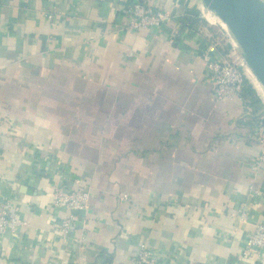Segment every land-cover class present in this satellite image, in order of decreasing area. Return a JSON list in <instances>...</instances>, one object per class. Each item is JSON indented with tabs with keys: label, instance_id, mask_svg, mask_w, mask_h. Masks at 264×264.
<instances>
[{
	"label": "crops",
	"instance_id": "crops-1",
	"mask_svg": "<svg viewBox=\"0 0 264 264\" xmlns=\"http://www.w3.org/2000/svg\"><path fill=\"white\" fill-rule=\"evenodd\" d=\"M132 1L0 0V199L26 222L0 236V264H137L141 244L158 264H264L242 254L264 223V89L247 84L253 108L214 98L201 0H139L172 20L138 31ZM55 183L89 190L65 241Z\"/></svg>",
	"mask_w": 264,
	"mask_h": 264
},
{
	"label": "built area",
	"instance_id": "built-area-1",
	"mask_svg": "<svg viewBox=\"0 0 264 264\" xmlns=\"http://www.w3.org/2000/svg\"><path fill=\"white\" fill-rule=\"evenodd\" d=\"M264 2V0H262ZM203 9L200 17L214 28H218L219 36H208L204 42V48L199 54L206 65L208 77L213 86V96L217 100H241L242 91L245 84L251 86L248 79L252 75L247 66L235 51L233 44L226 35L220 24L208 22L203 16ZM125 12L129 17L128 28L132 30H146L150 28H160L163 24L170 22L172 16L163 9L152 10L139 0H133L126 8ZM47 18H52L51 14H45ZM223 47L229 49V53L223 55ZM231 54H234L232 57ZM131 56V54H128ZM253 76V75H252ZM253 86V84H252ZM252 137L258 146V155L254 162V168L264 169V117L255 125ZM249 194L254 197H261L263 194L257 188H250ZM123 199L126 196H122ZM89 202V190L67 189L61 183L52 184V195L50 198V209L55 212H64V215L55 217V224L62 240H67V236L76 228L84 230L85 221L79 216V212H86ZM246 211L239 209L237 218L242 221L246 218ZM26 222L20 219L18 208L6 198L0 199V236L8 232L15 235L18 230L24 227ZM264 250V223H257L252 231L247 235L245 247L242 250L244 256L251 250ZM134 261L137 264H158L154 252L146 245L141 244L135 255Z\"/></svg>",
	"mask_w": 264,
	"mask_h": 264
},
{
	"label": "water",
	"instance_id": "water-1",
	"mask_svg": "<svg viewBox=\"0 0 264 264\" xmlns=\"http://www.w3.org/2000/svg\"><path fill=\"white\" fill-rule=\"evenodd\" d=\"M201 3L221 23L235 51L264 89V2L201 0Z\"/></svg>",
	"mask_w": 264,
	"mask_h": 264
},
{
	"label": "trees",
	"instance_id": "trees-1",
	"mask_svg": "<svg viewBox=\"0 0 264 264\" xmlns=\"http://www.w3.org/2000/svg\"><path fill=\"white\" fill-rule=\"evenodd\" d=\"M223 50L225 51V52H227L228 53V48H226V47H223ZM223 52V51H222ZM247 84L248 83H246L245 84V87L243 88V91H242V97L244 98V100H246L248 103V105L251 107V108H253L254 106H256L257 107V105H258V101L257 100H255V98H254V96H253V91L252 90H249V89H246V87H247ZM259 106V105H258ZM258 110H259V108L257 107L256 109H254V111H253V116H254V119H258V120H260V121H262L263 120V117H261L260 118V116L258 117ZM257 115V116H256ZM256 116V117H255Z\"/></svg>",
	"mask_w": 264,
	"mask_h": 264
},
{
	"label": "rangeland",
	"instance_id": "rangeland-1",
	"mask_svg": "<svg viewBox=\"0 0 264 264\" xmlns=\"http://www.w3.org/2000/svg\"><path fill=\"white\" fill-rule=\"evenodd\" d=\"M203 16H204V18H205L206 20H208V18H209L208 21H209L210 23H214V24H216V25H217V24H220V22H219L217 19H216V20L214 19V21H211V20H210V16H211V15L209 16V13H208L205 9H203ZM206 17H207V18H206ZM220 25H221V24H220ZM217 26H218V25H217ZM221 26H222V25H221ZM248 79L250 80V82H251V83L253 84V86L255 87V85H256L255 83H256L257 81H256V79L254 78V76L249 75V78H248ZM252 84H251V86H252ZM253 86H252V87H253ZM258 86H260V88H261V85H260L259 83H258ZM255 89H256V87H255ZM256 90H257V89H256ZM257 92H258V91H257ZM262 99H263V98H262ZM263 100H264V99H263Z\"/></svg>",
	"mask_w": 264,
	"mask_h": 264
},
{
	"label": "bare ground",
	"instance_id": "bare-ground-1",
	"mask_svg": "<svg viewBox=\"0 0 264 264\" xmlns=\"http://www.w3.org/2000/svg\"><path fill=\"white\" fill-rule=\"evenodd\" d=\"M208 12V11H207ZM209 13V12H208ZM211 15V16H210ZM209 16H210V20L211 21H214V19L216 20V18L211 14V13H209ZM207 18V17H206ZM208 20H209V18H208ZM207 20V21H208ZM209 22V21H208ZM221 24V23H220ZM257 88H258V86H257Z\"/></svg>",
	"mask_w": 264,
	"mask_h": 264
}]
</instances>
